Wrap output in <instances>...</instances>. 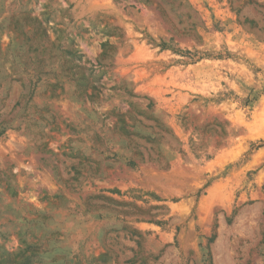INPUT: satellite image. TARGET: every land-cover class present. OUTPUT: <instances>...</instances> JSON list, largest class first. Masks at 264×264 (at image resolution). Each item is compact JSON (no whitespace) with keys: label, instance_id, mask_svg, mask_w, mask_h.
<instances>
[{"label":"rangeland","instance_id":"rangeland-1","mask_svg":"<svg viewBox=\"0 0 264 264\" xmlns=\"http://www.w3.org/2000/svg\"><path fill=\"white\" fill-rule=\"evenodd\" d=\"M0 264H264V0H0Z\"/></svg>","mask_w":264,"mask_h":264},{"label":"trees","instance_id":"trees-1","mask_svg":"<svg viewBox=\"0 0 264 264\" xmlns=\"http://www.w3.org/2000/svg\"><path fill=\"white\" fill-rule=\"evenodd\" d=\"M161 46L163 47V48H166V44L165 43H161ZM105 51H106V49H105ZM151 141H155L156 140V138H149ZM154 160L155 161H158L159 163H162L163 161H162V158H160V157H158V159H155L154 158ZM129 164L130 165H133V166H135L137 163H136V161H134V160H132V159H129Z\"/></svg>","mask_w":264,"mask_h":264}]
</instances>
